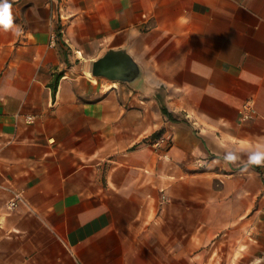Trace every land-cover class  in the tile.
I'll use <instances>...</instances> for the list:
<instances>
[{
    "label": "crops",
    "instance_id": "0c3cea01",
    "mask_svg": "<svg viewBox=\"0 0 264 264\" xmlns=\"http://www.w3.org/2000/svg\"><path fill=\"white\" fill-rule=\"evenodd\" d=\"M13 15L0 264H264V165H248L264 146V0H13ZM110 48L138 86L91 74Z\"/></svg>",
    "mask_w": 264,
    "mask_h": 264
},
{
    "label": "water",
    "instance_id": "95a60500",
    "mask_svg": "<svg viewBox=\"0 0 264 264\" xmlns=\"http://www.w3.org/2000/svg\"><path fill=\"white\" fill-rule=\"evenodd\" d=\"M92 75L103 76L111 80L127 82L138 86L141 81V69L125 48H110L91 62Z\"/></svg>",
    "mask_w": 264,
    "mask_h": 264
},
{
    "label": "clouds",
    "instance_id": "9594fccd",
    "mask_svg": "<svg viewBox=\"0 0 264 264\" xmlns=\"http://www.w3.org/2000/svg\"><path fill=\"white\" fill-rule=\"evenodd\" d=\"M0 29L3 31H13L19 34L14 25L13 0H0ZM237 157L228 155L226 160L235 161ZM248 165H264V146H258L248 157Z\"/></svg>",
    "mask_w": 264,
    "mask_h": 264
},
{
    "label": "built area",
    "instance_id": "2783aa9c",
    "mask_svg": "<svg viewBox=\"0 0 264 264\" xmlns=\"http://www.w3.org/2000/svg\"><path fill=\"white\" fill-rule=\"evenodd\" d=\"M253 114H255V109L252 106V104H250L249 102H245L240 110V116L242 119H247L250 118ZM24 119L27 122H31L34 119V116L31 114H27L24 116ZM170 136L169 135H162L158 138H156L155 140H153L152 142V146L154 148H160L161 146L165 145L168 143ZM196 162L198 165L201 166H205L206 162L204 160H202L201 158L196 159ZM22 200V195L20 193H16L14 194L12 197H10L7 201H6V207L8 210H12L14 208H16L20 201Z\"/></svg>",
    "mask_w": 264,
    "mask_h": 264
},
{
    "label": "rangeland",
    "instance_id": "374dc122",
    "mask_svg": "<svg viewBox=\"0 0 264 264\" xmlns=\"http://www.w3.org/2000/svg\"><path fill=\"white\" fill-rule=\"evenodd\" d=\"M108 83L110 81H107ZM117 85L121 88L122 86L123 87H128L129 85L124 83V82H117ZM170 139V138H169ZM205 166H201V165H198L197 162H196V159L193 160V169L190 170V171H195V172H201V171H204L206 168H204ZM208 170V169H207ZM190 171H186L185 174H191ZM165 197V196H164ZM214 242L215 240L211 239V240H208L207 241V246H213L214 245ZM212 260V259H211Z\"/></svg>",
    "mask_w": 264,
    "mask_h": 264
},
{
    "label": "bare ground",
    "instance_id": "6f19581e",
    "mask_svg": "<svg viewBox=\"0 0 264 264\" xmlns=\"http://www.w3.org/2000/svg\"><path fill=\"white\" fill-rule=\"evenodd\" d=\"M115 81V80H114Z\"/></svg>",
    "mask_w": 264,
    "mask_h": 264
}]
</instances>
